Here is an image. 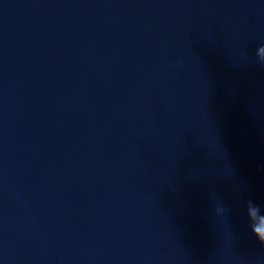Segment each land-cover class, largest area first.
<instances>
[{
    "label": "water",
    "instance_id": "obj_1",
    "mask_svg": "<svg viewBox=\"0 0 264 264\" xmlns=\"http://www.w3.org/2000/svg\"><path fill=\"white\" fill-rule=\"evenodd\" d=\"M0 264H216L151 200L0 90Z\"/></svg>",
    "mask_w": 264,
    "mask_h": 264
},
{
    "label": "clouds",
    "instance_id": "obj_2",
    "mask_svg": "<svg viewBox=\"0 0 264 264\" xmlns=\"http://www.w3.org/2000/svg\"><path fill=\"white\" fill-rule=\"evenodd\" d=\"M259 48H264V46H260ZM259 60L261 63H264V58L259 57ZM250 206L255 210V216L249 212ZM244 209L252 235L257 239L259 244L264 247V213L261 212V205L250 199L245 202ZM215 211L219 215H224L229 213L230 209L225 205H218Z\"/></svg>",
    "mask_w": 264,
    "mask_h": 264
}]
</instances>
